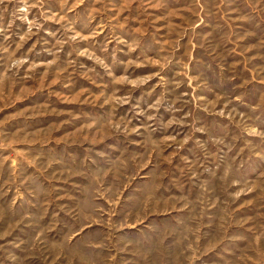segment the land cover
I'll list each match as a JSON object with an SVG mask.
<instances>
[{"label": "rangeland", "instance_id": "374dc122", "mask_svg": "<svg viewBox=\"0 0 264 264\" xmlns=\"http://www.w3.org/2000/svg\"><path fill=\"white\" fill-rule=\"evenodd\" d=\"M0 264H264V0H0Z\"/></svg>", "mask_w": 264, "mask_h": 264}]
</instances>
